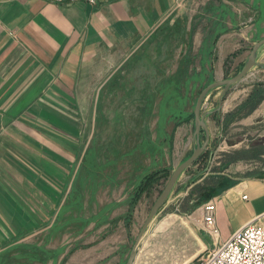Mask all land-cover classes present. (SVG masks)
Returning a JSON list of instances; mask_svg holds the SVG:
<instances>
[{
  "label": "crops",
  "instance_id": "0c3cea01",
  "mask_svg": "<svg viewBox=\"0 0 264 264\" xmlns=\"http://www.w3.org/2000/svg\"><path fill=\"white\" fill-rule=\"evenodd\" d=\"M167 21L179 27L162 29ZM154 35L163 39L152 49L144 43ZM263 38L264 0H102L96 6L85 1L58 5L0 0V249L54 224L65 207L86 151L85 98H92L96 79L110 67L121 66L130 57L134 63L145 58L153 63L151 53L157 49L164 53L158 61L167 68L165 74L168 71L162 77L165 92L157 100L156 93L137 90L135 111L121 114L124 155L128 151L137 161L132 170L138 175L132 181L139 185L148 172L170 167L185 139L187 148L195 145L194 134L191 140L186 134L180 137L187 127L176 122L180 116L189 123L194 112L191 100L201 93L206 79L214 83L243 68L252 46ZM257 62L263 73L264 45ZM257 83L244 89L234 85L220 112L206 117L212 140L227 143L229 132L219 118L244 102ZM222 91L219 87L209 94L217 106ZM256 119L264 121V100L227 129L250 127ZM170 124L172 133L163 134L167 141L151 136L167 132ZM262 143L251 148L262 150ZM228 168L201 174L190 185L206 184L212 177L208 191L228 186L222 193H210L193 211L195 216L159 220L158 213L133 264H200L239 228L264 214V166ZM119 188L103 199L95 194L96 240L76 249L65 264L127 263L153 192L144 194L126 219L134 190ZM208 201L216 204L218 236L207 232L201 217Z\"/></svg>",
  "mask_w": 264,
  "mask_h": 264
},
{
  "label": "rangeland",
  "instance_id": "374dc122",
  "mask_svg": "<svg viewBox=\"0 0 264 264\" xmlns=\"http://www.w3.org/2000/svg\"><path fill=\"white\" fill-rule=\"evenodd\" d=\"M188 8L193 10V3H190ZM168 27H170L169 29H172L179 27V25L176 22L171 25L167 21L166 24L162 26V29ZM176 36L177 33L174 37ZM162 39L161 35H154V38L152 37L151 40L144 43V45H150L153 49L157 43L162 45ZM151 54L154 56L152 59L153 63H148L149 60H146V58L141 60V62L134 63L133 57H130L128 61L121 66L117 67V65H114L113 67H110L108 69L109 71L104 72L101 77L96 79V82L98 81L99 83L95 89L92 90V98L90 97L88 100L85 98L86 102L83 105L82 116L84 117L83 124L86 151L84 153L83 162L79 172L75 175L76 178L74 179L73 187L70 190L72 197L77 194L79 206L82 207V210H76L78 214L76 212L74 213L72 211V207H70L72 203L67 206V203H65V207L60 208L55 222L58 218H60V212H62V210H64L63 217H68L72 212L73 217L76 218L78 216L87 219L92 215L96 216L97 212H95L96 209L93 199L95 194H98L103 199L104 197H107L110 190L114 193L120 191L119 187L121 185L130 186L133 190H135L134 187L138 185L136 184L137 181H132L134 175L137 174L136 171L132 170V166L137 161L132 159V155L131 157L128 155V151L125 152L127 157L124 155V147L122 144L123 129H121L122 121L124 124V115L122 118L121 114L123 111H128V114L130 115V113L135 111L136 102L134 96L137 94V90H140V92L142 91L145 95L147 93L154 92L157 94V96H155V98H158L157 100H159L161 94L165 92L162 90V87H164L166 83L162 77L168 75V71L165 74L167 68H164L162 66V62L158 61L160 58H164V53L162 52V49H157L155 53ZM111 63L113 64L116 62L113 61ZM257 67L258 66L254 67L248 75L239 83L235 84V86L240 89H244L247 88L250 83H254V81H258L260 84L264 83V72L262 73ZM158 71L159 73H157ZM234 75L232 74L228 78H231ZM173 77H175V75ZM160 80H163V82L158 84ZM175 80L176 78H174L173 81L178 85L179 90L180 83ZM169 86L170 85H167V87ZM211 91H209L205 96L206 98L204 99L201 108L202 115L206 114V117L220 112L217 111L220 105L217 106V103L209 95ZM88 92L90 93L91 91L89 90ZM197 96L198 91L191 100L190 106L192 109L196 105L198 99ZM154 113H156V111ZM190 117L191 115L188 119L189 123H185L186 121H181L182 117L178 116L176 124L179 126L186 125L187 130L184 129L180 137L183 134H186L188 140H191L192 134H194L195 145L191 141V146L187 148L185 146V141L187 139L182 142L183 138H180L179 142L184 144L178 148V152L174 156L173 164L170 167H167L170 169L171 174L179 164L190 158L198 143L200 145L204 144L205 132L201 130L199 137H195V116L193 119ZM133 118L135 120L134 116ZM260 119H256V121L251 122L252 124H250V127L244 125L240 126L239 124L237 125L238 128L235 129V131H233V127L232 129H223L224 131L227 130L229 132L227 140L228 144L222 143L221 141L218 142L216 139L212 140L210 132V143L206 151L208 154H206L205 158H202L197 163L192 164V166L183 172L177 181L174 190L165 202L166 204L159 211V220H163V218L178 219L179 217H193L195 216H192L193 211L207 200L210 193H214L215 195L218 194V192L222 193L225 189H223V187H217L212 191H208L209 188H207L206 195L201 193L203 190L200 188L197 189L195 186L190 187L196 179L203 176L201 174L206 172H222V170L227 169L228 166H236L237 168L251 165L259 167L264 166V156L251 157L249 159L231 162L233 159L231 160L228 155L235 154L236 152L243 150L250 151L251 147L257 146L258 141H264V121L257 122V120ZM166 127L167 126H164L163 128ZM172 127L173 125L170 124L169 127H167L169 129H167V132H165L166 129H164V132H154L151 136L157 138L161 143L163 141H167V138L164 139L165 135L163 134H166V137L170 135L172 133ZM233 144L235 145L233 146ZM262 144L263 149L261 152L264 153V143ZM164 147H166V144ZM108 178L114 179L115 183L112 184L109 182ZM168 179L164 182L162 180V184H159L156 190L150 195L148 207L141 219H144L148 215L149 210L153 206L154 201L163 191V187L167 183ZM80 222L81 221H77V219L69 222L63 229H59L54 232V236L51 231L53 230L52 227L54 224H51L49 227H45L44 229H40L37 232L32 233L29 237L25 236L20 238V240L15 241L11 245L0 249V264H21V256L25 255L24 252L28 253L26 258L30 259L27 264H65L68 257L75 252L76 249L85 247L89 245V242L96 240L95 229L98 227L96 220L91 221L82 231H80L82 229L80 228L82 225ZM48 234L52 235L49 236ZM34 246L39 247L40 250H32ZM60 249L61 251H59ZM39 251H41L42 254L49 255L50 258L47 259V261L45 260V262H39L37 260V253H39Z\"/></svg>",
  "mask_w": 264,
  "mask_h": 264
},
{
  "label": "trees",
  "instance_id": "16d2710c",
  "mask_svg": "<svg viewBox=\"0 0 264 264\" xmlns=\"http://www.w3.org/2000/svg\"><path fill=\"white\" fill-rule=\"evenodd\" d=\"M242 69V68H241ZM241 69H239L238 71H235L234 74L238 73ZM233 74V75H234ZM228 77V75H227ZM206 86L207 87L208 85H210L212 82L209 81L208 79H206ZM261 85L260 83H257L254 85V88L252 89L251 93L249 94V97L242 103H240L239 105H237L235 107V109H233L231 112L225 114L223 116V119L219 118V122L221 121L222 122V126H223V129H227L229 127V125L233 122H235L236 120H239L241 118H244V117H247L250 115V113H252L254 111V109L264 100V90H262L261 88ZM203 87L202 89H200V92L205 88ZM191 117L190 118H194L195 114L194 112L190 114ZM217 115V114H216ZM261 149L259 148L258 150H255V148H251L250 151H246V150H243V151H238L236 152L235 154H228L231 158V162L233 161H236V160H242V159H249L251 157H260L261 156ZM206 154H208V152L202 154L200 156V158L195 162L197 163L200 159L202 158H205L206 157ZM229 158V157H228ZM229 158V159H230ZM193 163V164H195ZM170 169L168 168H162V170H158V171H153V172H150L147 174V176H145L142 180V182L135 186L134 187V193H133V198H132V201L130 204H132V207H131V210L129 212V214L125 217L126 219L127 218H130L133 214V210L134 208L137 206V202L142 198V196L144 194H150L151 192L155 191L157 186L159 184H162L161 181L163 180L166 181L169 176H170ZM212 177L210 178V180L207 181V183L205 184H197V185H194L197 189L200 188L201 190H203L201 193L203 195H206V192H207V184L209 181H211ZM210 183V182H209ZM223 189L228 187L227 185H222ZM160 192V190H159ZM70 197L67 201V204H70V207H72V211L75 213H77L76 210H82V207L79 206V202H78V198H77V194L73 195V197L71 196L70 194ZM64 208V207H63ZM63 211L60 212V218H58L56 220V222L54 223L53 225V230L52 233H53V236H54V232L58 231L59 229H63L65 227V225H67L69 222H72L74 220L77 219V221H81L80 223L82 224L80 226V228H82L80 231H82L83 229H85L89 223L91 221H95V219L97 218L95 215H92L90 216L89 218H82V217H73V212L68 216V217H63ZM61 214H62V217H61ZM78 214V213H77ZM97 225H98V222H97ZM50 231V233H51ZM49 235V234H48ZM52 235V234H50ZM49 235V236H50ZM22 247V246H20ZM31 248V247H30ZM40 250L39 247H33L32 250ZM21 250V248H20ZM61 251V249L59 250ZM45 252V251H43ZM25 255L21 256V264H27V262L30 260V259H27L26 257L28 256V253L24 252ZM23 253V254H24ZM46 258V259H45ZM49 255L47 254H42L41 251H39V253H37V260L39 262H45V260L47 261V259H49ZM19 264V263H18Z\"/></svg>",
  "mask_w": 264,
  "mask_h": 264
},
{
  "label": "built area",
  "instance_id": "2783aa9c",
  "mask_svg": "<svg viewBox=\"0 0 264 264\" xmlns=\"http://www.w3.org/2000/svg\"><path fill=\"white\" fill-rule=\"evenodd\" d=\"M58 5L85 1L96 6L102 0H46ZM247 196H243L246 199ZM216 204L208 201L202 206L201 217L207 232L218 236L216 225ZM200 264H264V214L251 223L239 228L220 247L203 257Z\"/></svg>",
  "mask_w": 264,
  "mask_h": 264
},
{
  "label": "water",
  "instance_id": "95a60500",
  "mask_svg": "<svg viewBox=\"0 0 264 264\" xmlns=\"http://www.w3.org/2000/svg\"><path fill=\"white\" fill-rule=\"evenodd\" d=\"M264 45V38L261 41L256 42L252 48L251 52L248 55V59L246 60L244 67L236 73L233 77L222 79L217 82H214L207 87H205L201 93L198 95V99L196 102V105L194 107L195 112V137H199L201 130L205 132V141L203 145H200L198 143L197 147L193 150L190 158L182 162L172 171L171 176L169 177L167 183L163 187V191L160 193V195L157 197V199L154 201L153 206L151 207L148 217L146 218V222L142 228V230L139 233V236L137 237L133 250L130 254V257L126 264H133L135 257L138 253V245L142 238L145 236V232L149 228V226L152 224V222L156 219V216L158 215L159 211L163 208V206L166 204L165 202L169 198L170 194L174 190L175 185L177 184V181L183 174V172L188 169L190 166H192L193 163H195L200 156L205 153L208 149L209 140H210V129L206 124L205 117L206 114L202 115L201 108L204 102L205 96L208 94L209 91L214 90L219 87H223V91L219 95V102L220 106L217 109V111H220L221 105L223 103V99L225 97V94L229 91L230 88H232L235 84L239 83L241 80L244 79L248 75V73L256 66H258L257 63V56L260 51V48Z\"/></svg>",
  "mask_w": 264,
  "mask_h": 264
}]
</instances>
